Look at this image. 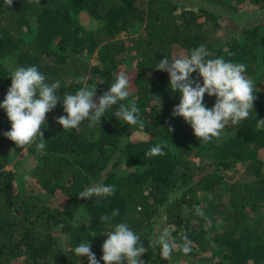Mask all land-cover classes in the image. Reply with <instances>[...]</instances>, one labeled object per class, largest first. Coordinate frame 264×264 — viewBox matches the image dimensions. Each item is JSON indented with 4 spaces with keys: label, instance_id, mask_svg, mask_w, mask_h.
Instances as JSON below:
<instances>
[{
    "label": "trees",
    "instance_id": "trees-1",
    "mask_svg": "<svg viewBox=\"0 0 264 264\" xmlns=\"http://www.w3.org/2000/svg\"><path fill=\"white\" fill-rule=\"evenodd\" d=\"M247 1L264 8V0H13L11 8L0 0V104L11 86L12 71L1 64L8 58L17 66H37L49 84L59 81L61 100L65 93L93 85L98 98L123 73L130 95L122 103L135 101L142 121V126L128 125L113 115V106L100 128L89 127L85 120L74 130L58 126L53 135L48 120L66 115L61 101L46 114L41 128L46 147L37 151L39 137L23 149L5 137L11 123L0 108V264H88L87 257L74 253L82 242L91 243L99 264H104L106 235L121 222L147 248L140 257L143 263L162 264L159 245L152 241L157 219L176 225L173 233L180 243L188 232L192 251L201 255L194 264H264V215L255 216L264 211V161L257 152L264 148V128L256 126V120L264 119V24L249 25L248 18H239ZM84 11L102 21L103 28H85L78 20ZM137 24L142 31L131 43L116 40ZM200 45L212 54L207 58L245 64L244 75L253 81L257 97L249 117L238 125L229 123L223 130L229 136L221 142H200L183 118L172 117L180 94L170 90L166 72L154 70L160 60L190 56ZM85 54H96L99 63L80 58ZM128 54L137 56V63L124 70L121 63ZM192 78L202 86L198 73ZM215 101L205 94L208 109ZM169 126L174 129L170 134ZM137 130L145 136L127 139ZM162 142L168 145L166 155L145 158V152ZM6 145L17 153L38 154L36 181L45 191L63 196L62 208L49 206L33 192H19L15 172L7 169ZM194 156L205 161L196 165ZM240 161L249 162L246 170L253 171L254 179L227 180ZM93 183L113 185L115 192L79 199ZM216 188L228 198L218 203L198 198L199 192ZM197 206L203 217L196 214ZM113 209L119 215L100 222ZM173 252V261L181 264L184 254Z\"/></svg>",
    "mask_w": 264,
    "mask_h": 264
},
{
    "label": "clouds",
    "instance_id": "clouds-1",
    "mask_svg": "<svg viewBox=\"0 0 264 264\" xmlns=\"http://www.w3.org/2000/svg\"><path fill=\"white\" fill-rule=\"evenodd\" d=\"M6 8H11L13 0H4ZM212 54L204 45L191 50L190 56L175 60L164 58L156 65L155 71L166 72L170 79V90L180 94V102L173 108L172 117H181L191 126L194 135L200 142L208 143L214 138H219L225 127L231 123L238 125L246 120L253 111V102L257 98L254 94L253 81L244 73L246 66L243 63H232L222 57L210 59ZM198 73L202 78L193 79L192 74ZM151 72H149V76ZM11 86L7 91L4 102L0 108L6 111L11 123V130L4 133L5 137L23 149L39 137L35 144L37 151L45 149V139L41 128L45 126L46 114L51 112L62 101L66 115L56 119L63 131L78 129L83 121L89 122V127H99L106 111L113 106L116 110L113 115L126 122L128 125L141 123L140 109L135 101L122 103L127 100L129 80L127 75L121 73L116 76L114 83L108 91L99 96L95 101L97 86H86L78 89L75 94H64L63 100L59 98L58 89L60 82L47 83V77L42 74L37 66H19L11 74ZM216 97L214 107L208 109L204 105V96ZM159 100L153 96V102ZM161 109V108H160ZM256 114V113H255ZM258 129L264 128V119L256 120ZM174 129L169 126L168 133ZM168 145L166 142L157 143L144 153L145 158L164 156ZM174 147V146H173ZM25 176L24 180H30ZM115 192V186L93 183L85 187L78 194V198L87 200L93 197H109ZM196 214L204 216L202 209L197 206ZM119 215L118 209H113L111 216L103 215L100 222L108 223ZM162 228V227H161ZM107 239L102 245V260L104 264H143L140 259L146 252L139 235L135 234L128 224L117 223L114 230L106 235ZM159 245V255L168 260L173 249H179L184 255L192 251V240L185 231L182 243L173 241L172 233L168 227L163 226L159 236L155 239ZM77 257H87L88 264H99L95 253L91 250V243L82 242L74 248Z\"/></svg>",
    "mask_w": 264,
    "mask_h": 264
},
{
    "label": "rangeland",
    "instance_id": "rangeland-1",
    "mask_svg": "<svg viewBox=\"0 0 264 264\" xmlns=\"http://www.w3.org/2000/svg\"><path fill=\"white\" fill-rule=\"evenodd\" d=\"M239 18H242V19L248 18L250 20L249 25L260 24V23L264 24V8H260V6L256 3L247 1L245 6L239 12ZM78 20L85 28L89 30H94V31L101 30L104 26V23L102 21H99L96 18L90 16L85 11L80 13V15L78 16ZM223 24L224 26H226L225 21H223ZM142 27L143 26L141 24H137L136 27L133 28L130 32L117 34L115 38L116 40L126 41V43L127 42L131 43V40L139 36V34L142 31ZM220 33H222V31H220ZM220 33H218V35H220ZM180 57H184V54L182 53ZM80 58L87 60L91 62L92 64L99 63L96 54H85L83 56H80ZM136 63H137V56L135 55L132 56L128 54L126 55L124 62L121 63V67L124 70H130V69L135 68ZM1 64L5 68L11 70L12 72L17 67H19L15 65L14 63H12L8 58L2 59ZM261 68H262L261 70L264 72V65H262ZM96 99L97 98L94 97V101ZM57 118L58 116H54L48 120V127L51 129L53 135H56L57 128L58 126H60L59 124L56 123ZM144 136H145V133L143 131L137 130L134 135H132L131 137H128L127 139L134 140V139L142 138ZM228 136H229L228 133L222 131L219 137V141L221 142L223 140H226ZM4 149L10 152V160H9L7 169L15 172L16 187L19 190V192L21 193L33 192L36 195L41 196L49 206L53 208H62L63 205L65 204L63 196L60 194H57V195L51 194L50 192L45 191L44 189L40 187V185L36 181V175H35L36 168L35 167L38 162V158H37L38 154L30 153L27 151L17 153L15 152L12 146H7V145L4 146ZM257 152H258V157L264 161V148L258 149ZM204 161L205 160L202 157H198V156L193 157V162L196 165L202 164ZM248 166H249L248 161H240L239 163H237L234 169H231L227 173V180L248 181V180L254 179L255 174L253 173V171L246 170ZM26 175L30 176L31 179L28 181H25L24 177ZM198 198L204 203H208V202L218 203L221 199L226 200L228 196L224 190L216 188L215 190H212V191L199 192ZM188 213H189V208L185 209L184 211L185 215H187ZM262 215H264V211L260 210L256 212L255 214L256 219H258ZM164 222L162 220L160 221V219H157L155 221V226L153 227L154 229L152 233L157 235L160 230V227L162 226L163 228V226H166L168 227L169 231L172 233L173 241L179 244L180 240H178L173 233L176 228V225H172V224L167 225ZM156 235L153 236V239H152L153 242L157 238ZM176 250H179V249H173V251H176ZM187 255L188 257L186 255H183L184 258L181 257V261H180L181 264H194L195 261L197 259H200V256H201V255L196 254L193 251H191ZM173 256H174V252H172L168 260H164L161 258L160 263L175 264V262L173 261ZM185 258H189V259H185ZM56 264H59V263H56ZM143 264H147V263H143Z\"/></svg>",
    "mask_w": 264,
    "mask_h": 264
}]
</instances>
